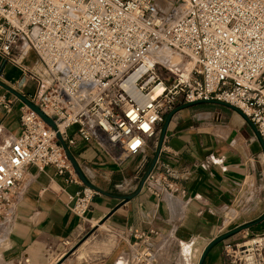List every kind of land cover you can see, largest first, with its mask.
I'll list each match as a JSON object with an SVG mask.
<instances>
[{
	"label": "built area",
	"instance_id": "1",
	"mask_svg": "<svg viewBox=\"0 0 264 264\" xmlns=\"http://www.w3.org/2000/svg\"><path fill=\"white\" fill-rule=\"evenodd\" d=\"M26 49L42 76L20 64ZM163 50L189 67L168 69L157 60ZM0 58L19 68L18 84L36 82L27 98L56 127L23 103L17 135L7 136L0 124V216L28 185V165L53 166L68 173L66 181L81 183L55 136L69 149L72 126L80 139L120 160L158 141L177 105L213 99L240 109L264 141V0H0ZM0 105L11 110L4 96ZM142 186L157 197L184 192L168 169L152 167ZM98 193L81 184L69 195V211L83 217ZM127 233L140 243L134 262L149 264L155 232ZM222 248L226 264H264V232Z\"/></svg>",
	"mask_w": 264,
	"mask_h": 264
},
{
	"label": "crops",
	"instance_id": "2",
	"mask_svg": "<svg viewBox=\"0 0 264 264\" xmlns=\"http://www.w3.org/2000/svg\"><path fill=\"white\" fill-rule=\"evenodd\" d=\"M0 60V81L28 97L11 76L1 79L7 64ZM0 96L11 101L8 112L0 105V124L13 137L20 131L22 102L1 85ZM75 129L68 128L75 138L69 149L99 193L78 217L68 209L69 195L82 182L66 181L68 173L53 166L28 165V185L9 214L0 216V264H138L133 253L140 243L129 228L155 232L149 264H197L213 238L264 213V148L250 123L228 105L204 102L178 110L154 149L148 145L120 160L80 139ZM156 154L154 169H168L183 193L166 190L157 197L142 186ZM260 232L264 221L214 245L203 264H226L225 243Z\"/></svg>",
	"mask_w": 264,
	"mask_h": 264
},
{
	"label": "water",
	"instance_id": "3",
	"mask_svg": "<svg viewBox=\"0 0 264 264\" xmlns=\"http://www.w3.org/2000/svg\"><path fill=\"white\" fill-rule=\"evenodd\" d=\"M0 85L2 87H4L5 89H7L8 91H10L11 93H13L24 105H26L28 108H30L32 111H34L52 130H56V127H55V124L53 122V119L51 117H49L47 114H45L39 107L37 104L33 103L32 101H30L27 97H25L24 95H22L21 93L17 92L16 90H14L13 88L9 87L8 85L2 83L0 81ZM204 102H215V103H222V104H225V105H228L230 106L231 108H233L235 111H237L239 114H241L248 123H250V125L255 129V132H256V135L257 137L259 138L260 140V143H261V146L262 148H264V141H262V139L258 136L257 134V131H256V128L255 126L250 122V120L248 119V117L240 110L238 109L237 107H234L228 103H225L223 101H218V100H213V99H209V100H195V101H192V102H186V103H182L180 105H177L172 111H170L164 118V121L162 123V126H161V132H160V136H159V140L161 141L164 137V134H165V131L167 129V126H168V123L169 121L171 120L173 114L175 112H177L178 110L180 109H183V108H187V107H191V106H195L197 104H201V103H204ZM56 136V139L58 141V144L62 147L64 153H65V156L67 158V160L69 161L73 171L75 172V174L77 175L78 179L82 182V184L84 185H89L91 186V183L86 179V177L84 176V174L82 173L80 167L78 166V164L76 163L74 157H73V154L71 153V151L68 149V147L66 146L65 142L63 141L61 135L59 132H56L55 134ZM158 152V151H157ZM156 157H157V154L150 166V168L148 169L147 173L152 169L154 163H155V160H156ZM146 173V174H147ZM145 174V176H146ZM144 176V177H145ZM144 179V178H143ZM143 182V180H142ZM141 182V183H142ZM127 199H129L127 197ZM262 221H264V213H262L259 217H257L256 219H253L251 221H248L246 223H243L233 229H230L218 236H216L215 238H213L204 248L203 250L201 251L199 257H198V261H197V264H203L204 262V259L208 253V251L214 246V245H217L218 243L222 242L223 240L239 233L240 231L242 230H245L247 228H250L254 225H257L259 223H261ZM96 229V227H93L86 235L84 238H86L87 236H89L94 230ZM80 244V243H78ZM77 244V245H78ZM76 245V246H77ZM73 247L68 253H66L65 257H67L69 254L72 253V251L76 248Z\"/></svg>",
	"mask_w": 264,
	"mask_h": 264
},
{
	"label": "rangeland",
	"instance_id": "4",
	"mask_svg": "<svg viewBox=\"0 0 264 264\" xmlns=\"http://www.w3.org/2000/svg\"><path fill=\"white\" fill-rule=\"evenodd\" d=\"M167 3H168V5L170 4L169 2H167ZM177 13H178V11L175 14H177ZM167 52H169L171 57L178 58L181 62H186L185 59L180 57L177 53L170 52V51H167ZM27 53H28V55L24 56L22 58L20 64L22 66L32 70V71H37V73H39L42 76L43 75V69H42L41 64L37 60L35 54L33 53V51L31 49H26V54ZM14 55L16 57L19 56V54L16 51H14ZM6 64H7V66H6L7 68L5 69V71H3V76H1V79H3L4 77L11 76L14 79V81H12L11 83L15 84V86H18V83H19V80L22 76V73L20 72L18 67H15L11 63H6ZM0 65H1V60H0ZM180 67H183V66H180ZM172 71H173V69H172ZM35 89H36V82L33 80H30L29 82H26V84L24 85L23 91H25V94H28V96L30 97L33 95ZM214 108H216V107H214ZM156 141H157L156 138L151 140V142L149 144V147L151 149H154V147L156 145Z\"/></svg>",
	"mask_w": 264,
	"mask_h": 264
},
{
	"label": "bare ground",
	"instance_id": "5",
	"mask_svg": "<svg viewBox=\"0 0 264 264\" xmlns=\"http://www.w3.org/2000/svg\"><path fill=\"white\" fill-rule=\"evenodd\" d=\"M166 4H163L162 7H166ZM179 10H176V12ZM157 60L164 64L168 69H175L177 67L183 66L182 68L187 69L189 67V64L186 62H181L178 58L171 57L169 52L167 50H163L157 57ZM180 64V65H179Z\"/></svg>",
	"mask_w": 264,
	"mask_h": 264
}]
</instances>
